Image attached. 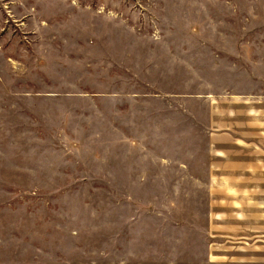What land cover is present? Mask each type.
I'll return each mask as SVG.
<instances>
[{
    "label": "rangeland",
    "instance_id": "obj_1",
    "mask_svg": "<svg viewBox=\"0 0 264 264\" xmlns=\"http://www.w3.org/2000/svg\"><path fill=\"white\" fill-rule=\"evenodd\" d=\"M235 97L264 101V0H0V264H264L208 231Z\"/></svg>",
    "mask_w": 264,
    "mask_h": 264
},
{
    "label": "crops",
    "instance_id": "obj_2",
    "mask_svg": "<svg viewBox=\"0 0 264 264\" xmlns=\"http://www.w3.org/2000/svg\"><path fill=\"white\" fill-rule=\"evenodd\" d=\"M206 127L208 231L230 257L264 262V101L216 100ZM219 239V240H218ZM260 250L255 254L243 251Z\"/></svg>",
    "mask_w": 264,
    "mask_h": 264
}]
</instances>
